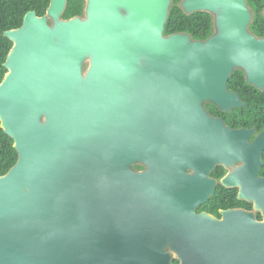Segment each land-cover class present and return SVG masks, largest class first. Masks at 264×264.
<instances>
[{"label": "water", "instance_id": "water-1", "mask_svg": "<svg viewBox=\"0 0 264 264\" xmlns=\"http://www.w3.org/2000/svg\"><path fill=\"white\" fill-rule=\"evenodd\" d=\"M172 3L87 0L84 19L64 20L68 0H50L5 32L0 127L18 162L0 176V264H171L166 248L181 264H264L253 214L196 213L236 136L203 104H238L236 69L264 82V40L248 32L246 0H184L186 15L215 16L216 33L166 36ZM251 183L241 193L264 211V180ZM152 239L162 250L143 249Z\"/></svg>", "mask_w": 264, "mask_h": 264}, {"label": "flooded vegetation", "instance_id": "flooded-vegetation-1", "mask_svg": "<svg viewBox=\"0 0 264 264\" xmlns=\"http://www.w3.org/2000/svg\"><path fill=\"white\" fill-rule=\"evenodd\" d=\"M78 1L82 3L84 13L79 18L84 19L87 0ZM183 1L181 0L178 6L184 13L181 6ZM246 6L252 15L248 28L249 34L257 40H264V0H246ZM119 12L122 15L126 14L122 7H119ZM203 14L208 15L211 21L212 34L208 38L195 39L192 34H180L189 35L192 40L202 42L214 36L216 33L214 15L197 12L188 16L196 15L195 19H198V15L202 17ZM227 90L229 94L236 96L238 103L229 111L226 108H220L212 101H205L203 107L210 118L220 121L226 132L236 135L235 140L224 139L221 148L229 156V160L226 163H215L213 169L209 170L207 179L215 182L214 195L201 204L196 209V213L207 214L221 220L223 212L237 210L253 214L257 222L264 223V211L257 209L256 203L241 193L244 185H252V177L256 180H264V82L261 85L253 83L249 80L246 70L236 69L228 80ZM133 170L142 173L146 171V168L134 166ZM187 174L194 176L195 171L188 169ZM233 174L239 175L240 183L237 188H228L223 181ZM143 249L158 252L159 249L162 250V244L157 239L148 240L145 241ZM165 250L171 253V264H181L169 248Z\"/></svg>", "mask_w": 264, "mask_h": 264}, {"label": "trees", "instance_id": "trees-1", "mask_svg": "<svg viewBox=\"0 0 264 264\" xmlns=\"http://www.w3.org/2000/svg\"><path fill=\"white\" fill-rule=\"evenodd\" d=\"M181 0H173L169 19L165 26V35L188 33L195 39H206L211 34V21L208 15L202 17L188 16L179 8ZM50 6V0H0V84L7 70L4 64L13 43L8 40L5 32L19 29L28 12H36L38 17H44ZM83 5L78 0H68L67 8L63 14L64 20L83 16ZM18 162V154L14 149V142L0 127V176H5ZM141 168L142 166L137 165Z\"/></svg>", "mask_w": 264, "mask_h": 264}, {"label": "rangeland", "instance_id": "rangeland-1", "mask_svg": "<svg viewBox=\"0 0 264 264\" xmlns=\"http://www.w3.org/2000/svg\"><path fill=\"white\" fill-rule=\"evenodd\" d=\"M88 67V65H86V68Z\"/></svg>", "mask_w": 264, "mask_h": 264}, {"label": "bare ground", "instance_id": "bare-ground-1", "mask_svg": "<svg viewBox=\"0 0 264 264\" xmlns=\"http://www.w3.org/2000/svg\"><path fill=\"white\" fill-rule=\"evenodd\" d=\"M237 190V189H236Z\"/></svg>", "mask_w": 264, "mask_h": 264}]
</instances>
